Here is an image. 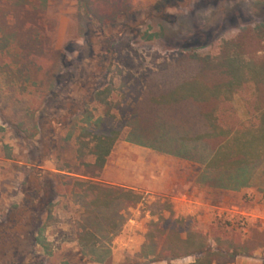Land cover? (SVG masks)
<instances>
[{"label": "rangeland", "instance_id": "rangeland-1", "mask_svg": "<svg viewBox=\"0 0 264 264\" xmlns=\"http://www.w3.org/2000/svg\"><path fill=\"white\" fill-rule=\"evenodd\" d=\"M262 23L264 0H0V264H196L198 254L166 240L170 231L192 233L204 250L220 254L213 264H262L261 247L234 248L264 230V158L239 189L197 164L186 170L191 185L173 184L178 173L169 174L162 196L133 188L146 200L186 191L193 210L163 212L150 224L145 203L136 204L127 214L136 221L100 237L98 247L78 237L83 188L87 181L107 184L103 169L85 165L93 161L87 148L79 150L87 120L106 116L109 107L125 123L111 160L136 157L128 151L129 125L149 90L163 84L159 73L182 55L215 56L230 40L247 58L264 60ZM103 88L111 90L108 106L92 97ZM254 90L250 81L231 98L225 94L223 126L249 124ZM134 136L154 141L139 131ZM150 226L153 240L145 233Z\"/></svg>", "mask_w": 264, "mask_h": 264}, {"label": "trees", "instance_id": "trees-1", "mask_svg": "<svg viewBox=\"0 0 264 264\" xmlns=\"http://www.w3.org/2000/svg\"><path fill=\"white\" fill-rule=\"evenodd\" d=\"M259 29L264 31V23ZM243 53L241 45L230 40L225 41L224 48L213 57L182 55L174 64L168 66L167 73H159L163 84L159 87L153 86L140 104L143 109L149 110L153 107L172 105L174 109L180 110L183 116L186 115L191 132L179 135L186 137L191 134L190 137L182 139H186L193 153L203 160V174L213 179L216 177L221 180L223 186L235 189L250 183L255 167L264 158V60L247 58ZM250 81L255 84L257 98L254 102L255 113L251 116L253 119L248 121L249 124L237 129L223 126L214 116L217 108L214 98L221 94L232 95L238 92L244 83ZM110 91L109 88H103L94 92L92 97L108 106L107 96ZM164 124L162 127L166 131L157 133L155 141L163 144H167L169 140L176 142L177 134L169 137V126ZM124 126L125 123L115 119L109 112V107L106 116L94 121L87 120L86 126L82 128L83 138L79 147L80 151L83 147L87 148V153L93 156V161L86 163V166L93 168L97 173L102 170ZM181 145L184 146V143ZM97 173L94 172L93 175ZM224 176L226 178H223ZM82 191L80 198L85 201L86 206L82 214L84 229L78 237L84 245L92 247L100 245V237L114 235L105 233L101 228H112L111 232L118 230L125 220L119 213L121 208L134 205L141 199L140 194L131 189L98 182L87 181ZM39 198L41 195L37 192L34 200ZM31 220L30 225L35 228L33 232L38 233V226L35 227L36 223ZM88 225L98 226L97 233L85 230ZM162 235L159 234L157 238L160 239ZM192 236L189 232L183 236L180 231H170L166 234V240L181 244L188 253L198 254L196 264H213L212 255L219 257L220 254L204 250L202 242L194 241ZM34 239L40 242L39 234ZM148 239L153 240L154 235H149ZM260 247L264 250V230L255 233L245 243L237 245L234 251L239 248L247 253ZM173 253L176 255L177 252L174 250Z\"/></svg>", "mask_w": 264, "mask_h": 264}, {"label": "crops", "instance_id": "crops-1", "mask_svg": "<svg viewBox=\"0 0 264 264\" xmlns=\"http://www.w3.org/2000/svg\"><path fill=\"white\" fill-rule=\"evenodd\" d=\"M232 96L233 94L228 95L227 97L231 98ZM224 98L225 94H221L214 98L217 103L214 116L218 122H220L218 117L219 107ZM156 114L160 116L158 119L157 116H154ZM187 118L188 117L186 115L183 116L180 113V110L174 109L172 105L169 107H153L150 110L145 108L138 111L136 123L129 125V134L131 135V138L128 140L131 144V146L128 147V151H131V155L135 154L136 157L125 156L113 161L111 160L112 153L114 152L112 148V153H109L106 163L102 168L104 172L103 181L107 183L104 185L131 189L135 192L137 191L133 188H141L143 190H151L150 192L154 193L155 195L157 194L162 196V189L164 187H168L169 184V174L175 172H177L179 175L177 174V177L175 176L172 178L173 184H175V180H178L177 182H182L184 186H186L187 183L188 185H191L192 179L190 176V179L187 181V168L190 169L192 165L197 164L200 165L201 171H203L204 163L198 154L193 153L189 145L190 143L188 144L186 139H182L190 137L191 134H187L186 137L179 135V133L181 134L183 132H191V127L188 124ZM164 123H167L169 126L167 129L169 137L177 134L175 137L177 140L176 142L173 143L169 140L167 144H163L155 141L157 133H164L166 131V129L162 127ZM137 131L141 132L142 134H149L153 136L154 141H145L143 139L136 138L134 136V132ZM182 143H184V146L181 145ZM129 154L130 153L128 152V155ZM168 162H171L173 165H168ZM137 193L140 194L139 192ZM160 196H152L149 200L141 197V199L136 203L137 205L145 203V217L151 219L150 224L156 223L159 220V217L163 215V212H171V210H174L177 214L186 215L191 213L193 210V199L187 194L186 191L173 194L169 201H166L165 198ZM169 203L171 206L168 205ZM132 206L133 205L126 208H121L119 210V213L125 218V220L120 225L121 228L119 227L120 231L119 228L115 232L108 230L106 231L107 234H119L123 227L126 229L127 224H131L136 221L133 217L127 215L129 213L128 211H134ZM150 229L151 226L145 232L147 240H150L148 239L149 235L155 236L157 234L152 233ZM161 233L164 234L163 231H160L158 232V235Z\"/></svg>", "mask_w": 264, "mask_h": 264}]
</instances>
